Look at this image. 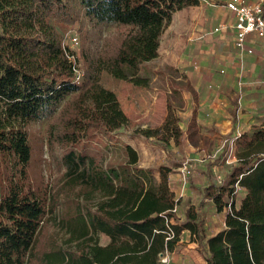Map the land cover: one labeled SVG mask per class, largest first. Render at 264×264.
<instances>
[{"label":"trees","instance_id":"16d2710c","mask_svg":"<svg viewBox=\"0 0 264 264\" xmlns=\"http://www.w3.org/2000/svg\"><path fill=\"white\" fill-rule=\"evenodd\" d=\"M65 26L80 33L81 82L75 81L64 45ZM108 26L126 30L111 48L97 51L93 43ZM159 29L153 0H0V264H160L185 231L205 264H264V123L234 140L237 161L220 183L208 172L219 158L205 163L202 201H212L221 230L209 234L208 217L192 208L178 218L167 178L173 160L162 164L156 181L126 144V160L116 166L104 167L72 150L63 155L64 185L86 202L67 214L66 244L74 249L38 248V233L64 192L41 189L29 175L35 158L32 124L45 122L48 145L65 148L92 133L125 129L126 115L114 93L99 83L101 73L142 84L133 76L157 56ZM172 129L179 143L181 132ZM99 234L109 242L101 245Z\"/></svg>","mask_w":264,"mask_h":264},{"label":"rangeland","instance_id":"374dc122","mask_svg":"<svg viewBox=\"0 0 264 264\" xmlns=\"http://www.w3.org/2000/svg\"><path fill=\"white\" fill-rule=\"evenodd\" d=\"M217 3L220 2L218 0H153V8L158 14L160 24L155 44L157 56L141 63L133 76L140 79L142 84H135L131 81V77L126 80L115 78L105 71L100 76L99 83L114 93L121 110L126 115L125 129L109 135L92 133L91 136L78 144L65 148L57 143H52V147L48 145L45 122L32 124L31 138L35 158L29 175L36 180V183H40L41 189L48 188L64 192L57 199L55 214L53 216L47 214L38 233L39 250H46L50 245L55 246V244L67 252L74 249L72 244H66L67 228H65V224L69 218L67 214L72 209L75 210L76 204L82 206L86 202L82 195H77L76 190L70 191L64 185L62 177L66 167L63 155L70 150L76 154L94 157L104 167H107L125 162L124 146L128 144L138 155V166L151 169L156 181L160 177V167L169 160H173V168L167 173V178L173 177L174 174H180L184 181L190 179L196 181L200 178L197 174L200 172L199 169H202L206 162H212L215 158H219L218 164L211 169V174L214 180L216 175H220L222 179L223 172L232 164L227 162L228 154L223 149L231 144L235 135L229 136L225 142L227 137L219 135L197 136L189 132L185 134L183 133L184 128L179 126L178 119L179 114L190 106L187 102L189 81L181 66V59L186 54L182 26L196 20L199 17V12L205 8L204 6ZM62 30L65 34L64 45L67 48L68 57H74V61H71L73 64L75 63L76 69L82 74L78 81L81 82L84 65L80 33L76 26H65ZM125 30L123 27H105L99 33V38L94 41L93 47L97 51L108 50L114 43L117 34ZM73 35L78 39L77 44L71 42ZM191 125L192 121L189 123V126ZM173 126H177L182 133L179 143L176 141ZM134 131H141L150 136L134 134ZM187 159L192 161L189 173L183 172L182 166L179 167L180 162ZM200 175L207 182V176L201 173ZM243 193L244 190H240V195ZM173 196L176 201V216L182 218L190 205L186 204V200L176 197L175 194ZM238 203L237 200L236 205ZM214 214L210 223L215 225L211 228L213 230L220 226L218 217L216 213ZM217 223L218 226H216ZM98 241L100 244L105 243L101 236H98ZM178 245H181V249L176 248ZM173 248L172 251H165L160 256V264H205L201 248L197 242H193L188 233L181 234Z\"/></svg>","mask_w":264,"mask_h":264},{"label":"crops","instance_id":"0c3cea01","mask_svg":"<svg viewBox=\"0 0 264 264\" xmlns=\"http://www.w3.org/2000/svg\"><path fill=\"white\" fill-rule=\"evenodd\" d=\"M218 1L204 6L196 20L182 26L186 54L181 66L189 81L187 102L190 106L178 119L185 134L237 136L252 125L264 123V37L250 33L246 36L245 50L236 48L234 15L225 6L228 0ZM207 169L206 165L199 169L200 178L196 181H184L180 174L168 180L173 194L190 205L188 210L201 211V215L208 217L206 226L210 234L221 230L223 222L212 201H202L201 189L208 182L200 173L205 176ZM214 213L220 226L213 230L215 225L210 223ZM98 236L105 240L101 245L109 242L108 237Z\"/></svg>","mask_w":264,"mask_h":264},{"label":"built area","instance_id":"2783aa9c","mask_svg":"<svg viewBox=\"0 0 264 264\" xmlns=\"http://www.w3.org/2000/svg\"><path fill=\"white\" fill-rule=\"evenodd\" d=\"M227 10H229L234 15V22L232 28L234 29V44L239 50H245L246 36L250 33L256 34L258 37H264V0H259L256 2H250L247 0H228L225 3ZM221 27L215 28L217 31ZM71 42L73 44L78 43L76 36L71 37ZM250 52V50H248ZM70 60L74 61V57H68ZM73 70L75 72V81H79L82 74L76 69L75 63L73 64ZM238 137L235 136L234 139ZM231 144L226 146L225 152L228 154L227 162L229 164L236 162L237 158L233 153V141ZM230 161V162H229ZM192 168V161L187 159L182 164V171L189 173ZM181 171V172H182ZM216 180L218 183L221 181V176L216 175ZM175 211V209H174Z\"/></svg>","mask_w":264,"mask_h":264}]
</instances>
